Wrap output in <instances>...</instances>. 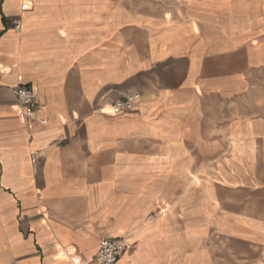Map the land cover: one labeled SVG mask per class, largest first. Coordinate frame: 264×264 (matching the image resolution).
Listing matches in <instances>:
<instances>
[{"label":"crops","instance_id":"crops-1","mask_svg":"<svg viewBox=\"0 0 264 264\" xmlns=\"http://www.w3.org/2000/svg\"><path fill=\"white\" fill-rule=\"evenodd\" d=\"M0 8V264H89L120 236L114 264H264V0Z\"/></svg>","mask_w":264,"mask_h":264},{"label":"built area","instance_id":"built-area-1","mask_svg":"<svg viewBox=\"0 0 264 264\" xmlns=\"http://www.w3.org/2000/svg\"><path fill=\"white\" fill-rule=\"evenodd\" d=\"M13 26L19 28L20 21L18 19L14 20ZM13 93L18 101L19 110L23 115L37 117L38 113L45 110V104L39 100L36 91L31 85L18 84L13 88ZM140 98L141 94L139 92L116 98L111 104V109L115 112L131 110ZM39 121L42 124L47 122L44 117H40ZM129 245L130 243L125 236L103 237L100 239L98 248L91 261L93 264H114Z\"/></svg>","mask_w":264,"mask_h":264},{"label":"rangeland","instance_id":"rangeland-1","mask_svg":"<svg viewBox=\"0 0 264 264\" xmlns=\"http://www.w3.org/2000/svg\"><path fill=\"white\" fill-rule=\"evenodd\" d=\"M125 4L126 7L133 11V12H137V11H141L147 8H152V7H159L165 11H168L169 8L172 6V0H125ZM178 14H182L181 10H177ZM19 19V18H16ZM262 79H264V76L261 77ZM220 239L221 237L216 234V233H209L208 235V231H197V240H202L201 244L203 247H201L200 251H207V255H208V250H209V254L210 251H212L213 255L219 254L220 253V248H218V245H220ZM208 241L209 244L210 241L213 242V248L208 249ZM205 245H207L206 247H204ZM41 252V249L39 248V251ZM77 254V253H76ZM79 256V259H82V257L77 254ZM90 258H92V256H90ZM69 263V262H68ZM238 261L236 259V257H231L228 258V260L225 261L224 264H237ZM89 264H93L92 261L89 262ZM208 264H211L210 262Z\"/></svg>","mask_w":264,"mask_h":264},{"label":"trees","instance_id":"trees-1","mask_svg":"<svg viewBox=\"0 0 264 264\" xmlns=\"http://www.w3.org/2000/svg\"><path fill=\"white\" fill-rule=\"evenodd\" d=\"M0 11H1V8H0ZM2 19H4V18L2 17Z\"/></svg>","mask_w":264,"mask_h":264}]
</instances>
